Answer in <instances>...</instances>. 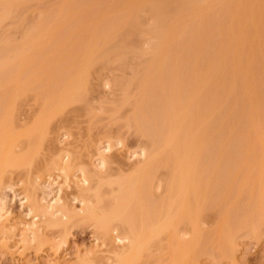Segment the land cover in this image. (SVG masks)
Returning a JSON list of instances; mask_svg holds the SVG:
<instances>
[{
	"label": "bare ground",
	"instance_id": "obj_1",
	"mask_svg": "<svg viewBox=\"0 0 264 264\" xmlns=\"http://www.w3.org/2000/svg\"><path fill=\"white\" fill-rule=\"evenodd\" d=\"M31 1L0 0V29ZM34 1L41 6L30 30L32 22L20 25L24 30L17 28L20 22L10 24L18 25L13 33L23 31V40L12 42L0 34L2 247L11 252L15 235L30 245L54 227H61L62 243L72 224L93 220L107 249L95 243L85 253L93 256H77L83 264L152 263L155 248L151 256L167 264H203L204 257L239 264V238L264 235V0H50L51 7ZM3 25L2 34L12 33ZM142 53L148 56L141 62L136 55ZM110 68L127 77L114 76L112 86L116 83L120 96L111 101L109 118L118 125L122 120L127 133L132 129L136 139H143L135 143L140 153L131 154L138 153V160L129 162L130 153H112L128 141L126 132L123 138L113 128L114 135L100 128L96 134L103 136L92 141L94 129L87 128L91 132L82 138L89 141L78 143L90 154L92 149L91 156L78 143L72 149L70 142L57 152L58 139L74 132L64 131L57 144L51 139L55 147L48 146L58 154L45 158L48 164L43 156L40 162L47 165L48 178H75L76 191L64 197L61 185L50 188L39 180L42 173L34 176L20 198L31 221L11 224L10 202L2 192L15 186L13 169L33 168L43 154L40 148L48 145L45 137L62 124L67 128L71 120L79 127L73 119L77 113H71L77 105L88 109V116L93 113L89 102L95 97L89 91ZM29 95L38 102L37 112L26 114L34 116L32 125L28 117L21 120ZM56 117L64 119L62 124L53 122ZM207 216L216 218L209 232L203 227ZM44 238L36 243L50 242Z\"/></svg>",
	"mask_w": 264,
	"mask_h": 264
},
{
	"label": "rangeland",
	"instance_id": "obj_2",
	"mask_svg": "<svg viewBox=\"0 0 264 264\" xmlns=\"http://www.w3.org/2000/svg\"><path fill=\"white\" fill-rule=\"evenodd\" d=\"M28 1V0H27ZM29 1H31V0H29ZM43 1L44 0H42V3H43ZM52 1V0H51ZM50 0H45V5H46V7H51L50 6V4L54 1H52L51 2ZM26 3V2H25ZM38 1H34V0H32L31 2H27V4H21L22 6H19V8H20V11H18V15L22 18H24L23 20L25 21V22H23V20H20L21 18L18 16V15H16L17 17H15L14 19L12 18V19H10V20H8V19H6L3 23H2V25H1V28L3 29L4 27H5V25H3V24H6V25H8L9 27H10V24L12 25V24H15V22H20V23H18V27L17 28H19V27H22V26H20V25H23V27L24 26H26V24H27V21H28V23H30V22H32V23H30V24H28V26H27V28L28 27H30V26H32V24L34 23L35 24V20L36 21H38V15H39V11L38 10H40V6H41V2L39 3L40 5L38 6ZM49 4V6H47L48 4ZM24 6V7H23ZM52 6H53V4H52ZM43 7H45L44 5H43ZM18 8V9H19ZM38 8V9H37ZM17 12V11H16ZM15 12V13H16ZM38 14V15H37ZM38 16V17H37ZM37 17V18H36ZM17 18V19H16ZM19 18V19H18ZM12 22V23H11ZM26 23V24H25ZM33 24V25H34ZM30 25V26H29ZM3 26V27H2ZM7 27V26H6ZM15 26L13 25V27H10L11 28V30L10 29H7V30H10V31H12V29H15L14 28ZM22 27V28H23ZM33 27V26H32ZM31 27V28H32ZM8 28V27H7ZM22 28H20V30L22 29ZM2 29H0V34L1 35H3V37H4V39L6 38V37H8V38H6V39H11L12 40V42H16L17 41V39H18V42H20L21 40H23L24 39V34H23V31L22 30H24V28L21 30V35H20V33H19V29H17V31H18V33L16 32V33H13V31H12V33H9V32H7V33H5V35L4 34H2L3 32L2 31H5L6 32V30H2ZM27 30H30L29 28L27 29ZM15 31H16V29H15ZM13 35V36H12ZM12 36V37H11ZM21 36V37H20ZM13 38V39H12ZM17 38V39H16ZM19 38H20V40H19ZM3 39V38H2ZM16 39V40H15ZM1 41V40H0ZM146 46H147V44H145ZM145 45H144V47H145ZM140 53V52H139ZM144 54L145 53H142V55L141 54H137L136 56H137V58L136 59H138L139 58V56H141L138 60L139 61H143L148 55H146L144 58H142V56H144ZM134 59V58H133ZM130 61H132L131 59H130ZM133 61H135V62H133ZM132 61V64H136L137 62H139V61H137L136 62V60L134 59ZM138 64V63H137ZM113 65H114V63H113ZM117 65V64H116ZM116 65H114V67L116 66ZM112 68V67H111ZM110 68V69H111ZM119 68H116V69H114L113 68V70L111 69V70H106L105 72H103V76L101 75V77H103L104 79H106L105 80V82L107 83L108 81H109V83H111V86H110V84H107V85H105V83H104V79L102 78V80H95V81H102L101 82V84L99 85V82H98V84H97V82H94L93 84H97V86L99 87V89L98 90H96L95 92L93 91V89L96 87V89H97V86L96 85H93V86H95V87H93V89L91 90V91H89V94L92 92V93H94V95L91 93V96H93V97H95V98H93V99H95L94 101H93V99H92V102L90 101L89 103H90V105H91V103H92V106H93V113H94V116H92L93 115V113L92 114H90L89 116H88V114L89 113H85L86 111H85V107H83V105L82 106H80V105H77V109L76 110H74L73 112H71V113H73L74 115L77 113V115H75V116H73V117H75V118H73L74 119V121L76 120L77 121V124L78 125H80L79 127L76 125V122L75 123H73V121H71V120H69L70 122H72L73 124H74V126H77V127H73L72 126V123H70V122H66L68 125H67V128H66V126H65V128L63 127V124H62V122H63V120L64 119H60L59 117H56L55 118V120H53V122H56L55 124H57V123H59L60 122V120L62 121V122H60L61 124H62V126H60V127H62L60 130H61V132H60V130H58L57 128H56V133L54 132V130H53V132H54V134H55V136H53L52 134H51V132H50V134H48V137L49 138H47V137H45V141H47L48 139V141H47V146H46V142H43L42 144H41V146L43 147V144H45V150H44V148L43 149H41L40 148V150H42V151H40V153L41 152H43V154H40L39 155V158L37 157V159L39 160H35L34 159V162H36V164L34 165V167L32 168H30L29 170L26 168V171H24L25 169L24 168H22V169H24V170H19V169H13V182L15 183V186L13 187V189H8V188H5V189H3L2 191V194L5 196L6 195V197H7V199L9 200V207L11 208L10 210H11V213H13V214H11V216H10V218H9V222H10V220L13 222H11V224H15L14 222H23V221H25L26 220V222H29V221H31V217L28 215L27 216V213H28V209L27 208H25V207H22L23 205H22V202H21V200H20V198L22 197V193L24 192V189L26 188V189H28L30 186H31V184L33 183L32 181H33V179H34V176H36V175H38V174H41L42 175V177L44 176V178L41 180V179H39L42 183L43 182H46L45 184H48L49 185V187L50 188H55L56 186H58V185H61L62 187H63V192H62V195L64 196V194L66 193V195L65 196H73V194H74V192L76 191V190H74V181H73V179H75V178H73L72 177V180H71V178H70V180H68L67 182H66V180L64 181V178H60V179H55L54 177V175H52L51 176V178H48V172L46 173L45 172V170H44V167L46 166L47 167V165L46 164H48V162H47V160H48V156H55V155H57L58 153H56L55 154V152L53 151L55 148H58V150H56L57 152H59V149H61V148H63V147H67V143H72V144H70V145H68V146H70L72 149H74L75 148V144L76 143H78V142H88L89 140H84L83 138H85V134H87L88 132H87V130L89 131V129H94L92 132L91 131H89V133L92 135V137L90 136V134H89V139L92 141V139L94 140V137L93 136H95V139H97V138H99V137H102L103 135V132L105 131V133L107 134L108 133V135L110 134L109 133V131L110 132H112V130H110V129H116L115 130V132L116 133H119L121 136H125V129L124 128H122L121 127V123H122V120L121 121H119L120 123V125H118L114 120H110V119H112V117L111 118H109V116H110V111H112V110H110L109 108L112 106V105H114L113 103L111 104V101H115L116 102V99H115V96L116 95H119L120 96V92H119V90L120 89H118V93L115 91L116 89H117V87H115V84H114V86H112L113 84H112V82L114 83L115 81H113V80H116L117 78L116 77H118V79L119 78H121L122 77V74L123 73H125V72H123V73H121L120 74V72L122 71L121 69H119ZM129 70H132V69H129ZM104 71V70H103ZM102 72V71H101ZM100 72V73H101ZM127 73V72H126ZM130 72L127 74L128 75V77H130ZM119 75L121 76V77H119ZM125 74H123V76H124ZM114 76H115V78H114ZM124 77H127V76H124ZM94 78H95V76H94ZM123 78V77H122ZM92 81H94V79L92 80ZM105 85V86H104ZM117 86V85H116ZM119 88V87H118ZM28 95V94H27ZM31 95V94H30ZM30 95L27 97V96H24V99H25V97L26 98H28V99H25L26 101H25V103H24V106H22V109L24 108L25 110H22L23 112V118L21 119V120H25L24 118H27L28 116L27 115H31V111H32V109L34 110L35 108H37V107H35L34 108V106H37V101L36 100H32V97H30ZM33 96V95H32ZM90 95H88L87 97H88V99L89 98H91V97H89ZM34 97V96H33ZM116 97H118V96H116ZM112 98H114L113 100H112ZM24 99H23V101H21L22 102V104H23V102H24ZM33 99H35V98H33ZM32 100V101H31ZM90 100V99H89ZM100 101H102V102H100ZM33 102V103H32ZM36 103V104H35ZM101 103H102V105H101ZM33 104V105H32ZM101 105V106H100ZM40 106V105H39ZM91 106V107H92ZM76 107V106H75ZM112 107H114V106H112ZM111 107V108H112ZM31 108V109H30ZM39 108V107H38ZM72 108V107H71ZM82 108V109H81ZM94 108H97V109H94ZM21 109V108H20ZM74 109V108H73ZM84 109V112L83 111H81V113H80V110H83ZM102 109V110H101ZM36 110V109H35ZM29 111V113H27ZM72 111V110H71ZM26 112V113H25ZM34 112V111H33ZM36 112H37V110H36ZM68 114V119L70 118V116L72 115V114ZM83 113H85L84 114V116H82L83 115ZM27 114V115H26ZM34 114V113H33ZM78 114H82V115H78ZM87 114V115H86ZM26 115V116H25ZM25 116V117H24ZM33 116V115H32ZM79 118H78V117ZM111 116H112V113H111ZM34 117V116H33ZM33 117L30 119L29 117V119H26L28 122H27V125L29 124V125H32L33 123H31L30 121L33 119ZM91 117V118H90ZM62 118V117H61ZM95 118V119H94ZM70 119H72V117L70 118ZM59 120V121H58ZM79 120H80V122H79ZM89 120H91V124H89L90 122H89ZM33 121V120H32ZM66 121V120H65ZM112 121H113V123H112ZM23 122V121H22ZM66 123H64V124H66ZM112 123V125H109V124H111ZM53 124V123H52ZM55 124H53V125H55ZM61 124H58V126L59 125H61ZM104 124V125H103ZM105 124H108V127L105 125ZM52 125V126H53ZM94 126V127H92V126ZM104 126V128H105V130H104V128H102L103 126ZM119 127H118V126ZM57 126V125H56ZM71 126V127H70ZM102 126V127H101ZM110 126H112V127H110ZM114 126H115V128H114ZM55 127V126H54ZM96 127V128H95ZM26 128V127H25ZM24 128V129H25ZM64 128V129H63ZM71 128H74L73 130H70ZM87 128H89V129H87ZM100 128L103 130V132L101 133V135L102 136H98V134H100L99 133V130H100ZM109 128V130H107ZM118 128H121L120 130L118 129ZM67 129V130H66ZM59 132H58V131ZM118 130V131H117ZM124 130V132L123 133H120V131L122 132ZM127 130V129H126ZM51 131H52V129H51ZM64 131H67V134L68 133H72V131H74L73 132V134H71V136L70 135H68V137L66 136V137H63V132ZM69 131V132H68ZM101 131V130H100ZM107 131V132H106ZM132 129L129 131L128 130V133L126 134V136H128L127 137V140L128 141H126L125 139H124V141H126V142H123V144H127V146H121V145H119L117 148H119L120 146V148L119 149H116V147H114L113 148V150H112V153H115L116 152V154H118L119 152L118 151H120V153H124L126 156L128 155L127 153H130L128 156H130V158L133 156H131V154H132V152H134V151H140V148H139V146H140V144L138 143V145L139 146H137V145H135V143L137 144V141L138 140H140V142L143 140V139H138V137H137V139H136V133H132ZM52 132V133H53ZM94 132H95V134H96V132H98V134H94ZM114 132V133H115ZM58 133L59 134H61L60 136L61 137H59V135H58ZM104 133V134H105ZM114 133L112 132L111 133V135L113 134L114 135ZM115 133V134H116ZM130 133V134H129ZM94 134V135H93ZM118 134V135H119ZM132 134V135H131ZM53 137H52V136ZM83 135H85L83 138H82V136ZM126 136L125 137H123V138H126ZM135 136V137H134ZM139 136V135H138ZM64 138L65 139V141H64V139H58V140H60V141H58L56 138ZM97 137V138H96ZM116 137V136H115ZM43 138V137H42ZM139 138H140V136H139ZM51 139L52 140H54L55 141V143L57 144V141H58V144L56 145V147L53 145V143H52V141H51ZM79 141H78V140ZM80 139H81V141H80ZM83 139V140H82ZM86 139H87V137H86ZM25 140H27L26 142H28L29 140L28 139H25ZM24 140V141H25ZM31 140V139H30ZM37 140H39V139H37ZM41 140V139H40ZM61 140H63L64 142L63 143H60L61 142ZM23 141V140H22ZM31 141H33V139L31 140ZM35 141H36V139H35ZM51 141V142H50ZM135 141V142H134ZM26 142H23V143H26ZM38 142V144L40 143V141H37ZM86 142V143H87ZM21 144H22V142H20ZM54 143V144H55ZM35 144V143H34ZM37 143H36V147H39V146H37L38 145ZM51 144L55 147L53 150H51V151H53L54 152V154H52V152H50V150H49V148H48V146L50 145L51 146ZM80 143H78L77 144V146L79 147V148H81V146H83L82 144L83 143H81V145H79ZM85 144V143H84ZM122 144V145H123ZM131 144V145H130ZM26 145V144H25ZM25 145L23 144V145H19L18 147H19V149H23L24 147H25ZM27 145H28V143H27ZM30 145L32 146V144L30 143ZM24 146V147H23ZM129 146V147H128ZM22 147V148H21ZM28 148H30L29 146H27ZM47 147V148H46ZM127 149H126V148ZM141 147V146H140ZM17 148V147H16ZM83 148H85L84 146H83ZM87 148H89V147H87ZM87 148H85V150H83V149H81V150H83L84 152V154H88V155H92L94 152H93V150L91 151L90 150V152H91V154L89 153V150H87L86 151V149ZM26 149V148H25ZM46 149H47V151H46ZM51 149V148H50ZM76 149H78L77 147H76ZM75 149V151H77ZM93 149H94V147H93ZM24 150V149H23ZM44 150V151H43ZM49 150V151H48ZM81 150L80 151H78L77 153H79V154H81L80 152H81ZM127 150V151H126ZM132 150V151H131ZM17 151H19V150H17ZM26 151H27V149H26ZM94 151H95V149H94ZM129 151V152H128ZM138 151V153H140ZM45 152H50V154L49 153H46L45 154ZM86 152V153H85ZM93 152V153H92ZM76 152H75V155L77 154ZM120 153H119V155H120ZM122 153V154H123ZM138 153L136 154L137 156H138ZM48 154V155H47ZM78 154V155H79ZM83 154V155H84ZM82 155V154H81ZM140 155V154H139ZM40 156L42 157H44V159H43V157L40 159ZM123 156V155H122ZM137 156H135V157H137ZM49 157V158H50ZM86 157V156H85ZM85 157H83V158H85ZM135 157H132L130 160H129V162L130 161H134V159H137L138 160V158H135ZM45 158H47V160L45 159ZM54 158V157H53ZM52 157H51V160L53 159ZM87 158V157H86ZM85 158V159H86ZM128 158V157H127ZM42 159H43V161H42ZM40 160L43 162V163H45V162H47L46 164H45V166H44V164L42 163V162H40ZM50 160V159H49ZM48 160V161H49ZM84 160V159H83ZM45 161V162H44ZM136 161V160H135ZM38 162H39V164H38ZM136 163V162H135ZM42 166H41V165ZM51 164V163H50ZM129 164H134V163H129ZM29 168V167H28ZM21 169V168H20ZM46 169V168H45ZM15 171V172H14ZM17 171H18V173H17ZM21 172H23L22 174H21ZM15 173V174H14ZM10 175V174H9ZM45 175H48L47 177L45 176ZM41 177V178H42ZM50 177V176H49ZM48 178V179H47ZM55 179V180H54ZM77 180V179H76ZM75 180V181H76ZM111 182V181H110ZM52 185H50V184ZM44 184V183H43ZM112 184H114V183H112ZM74 186V187H73ZM104 186H106V184H104ZM112 186H113V188H112ZM111 187L110 186H108V187H110V188H112V190L113 189H115L117 186H115V184L114 185H112ZM106 188H107V186H106ZM75 189H76V187H75ZM107 190H109V188L107 189ZM42 191V190H41ZM41 191H37V193H42ZM111 191V190H110ZM64 196V197H65ZM71 196V197H72ZM68 198V197H67ZM66 198V199H67ZM77 203V202H76ZM79 205V204H78ZM210 212V213H209ZM207 214H211V212H212V214L211 215H209L210 217H212L213 215H215V211L213 212V211H209ZM235 212H236V210H235ZM237 212H238V210H237ZM214 213V214H213ZM206 214V215H207ZM236 214V213H235ZM205 215V216H206ZM209 216H207L208 218L207 219H209V220H206V221H204V224L205 225H203V227H204V229L206 228H208L207 229V232H209L210 230H209V228H212V227H214V225H215V223H214V219H216V218H212L213 219V221H212V219H210L209 218ZM233 216H235L234 214H233ZM214 217V216H213ZM216 217V216H215ZM13 218V219H12ZM15 218V219H14ZM206 219V218H205ZM206 222V223H205ZM212 222H213V225H212ZM24 223V222H23ZM20 227V229H22V226L20 225L19 226ZM50 228V227H49ZM58 228H60V230H61V227H57V228H55L54 227V229H52V228H50V229H48V231H46V230H44V231H46L47 232V234H48V237H47V234L45 233V235H44V237H46V238H44V239H46V241L47 242H49V243H47V244H41L40 246H39V244H37L36 242H37V240H36V242L35 241H33L32 239V243L29 245H25V244H27L26 242L27 241H22V239H20V237H19V235L18 236H16L15 235V237L13 236V238H11L10 239V242H9V244H10V246H11V244H13V249L11 250V252L9 251V250H5V247H2L3 245L1 244L0 245V264H52L53 262H58V263H60V264H81L82 262H79L77 259H79V258H81V255H83V254H85L87 251H88V249L90 250L91 248H92V246L94 247V245H95V243H99V244H101L102 245V243H101V239H98V231H97V226H96V223H94L93 222V220L91 221V220H87L86 222H77L76 224H72V226H71V228H69L68 230V232H65V234H67L66 235V238H64V242L62 241V243H61V239L64 237L63 235H60L61 234V232H60V230H58ZM19 229V230H20ZM205 229V230H206ZM19 230H17L18 232V234L20 233L19 232ZM63 230V229H62ZM63 233H64V230H63ZM62 233V234H63ZM2 234V233H1ZM44 233H43V231L41 232V235H43ZM64 234V235H65ZM59 235V236H58ZM2 235H0V237H1ZM50 236V237H49ZM52 236H53V238H52ZM62 236V237H61ZM42 237V236H41ZM100 237H101V234H100ZM245 237H248V238H244V236L243 237H241V238H239L240 240V250L238 251V263L239 264H264V235L262 234L261 235V237H263V238H259V240H257V239H255V238H253V237H251L250 236V238H249V236H245ZM43 238H41V239H43ZM48 238V239H47ZM41 239L39 238V240H40V242H41ZM51 239V240H50ZM59 239V240H58ZM66 239V240H65ZM255 239V240H254ZM38 240V241H39ZM53 240V241H52ZM60 242V244H58L57 242L58 241ZM1 241H3V240H1ZM46 241H44V242H46ZM103 241V240H102ZM30 242V241H29ZM25 243V244H24ZM43 243V242H42ZM55 243V245H53ZM57 243V244H56ZM43 245V246H42ZM57 245V246H56ZM101 245H98L97 246V249H101L102 251H103V249H105L106 247H105V245L103 246H101ZM59 246V247H58ZM18 247H20L19 249H18ZM12 248V246L10 247V249ZM103 248V249H102ZM155 248V247H154ZM153 248V249H154ZM4 249V250H3ZM107 249V248H106ZM156 250H157V248H155ZM155 249H154V251H155ZM8 251V252H7ZM101 251V253H103ZM153 251V250H152ZM152 251H151V255L152 254H154V253H156V252H154L153 251V253H152ZM80 252V253H79ZM89 252V251H88ZM157 254H158V252H157ZM78 255H80V257L78 256ZM90 255V253H87V255L85 254L84 256H86V260H87V256H89ZM151 255H149L150 257H151V259H149V260H154L153 262L152 261H150V262H152V263H149V261H148V259H147V264L149 263V264H156L155 262H157V264H160L161 263V261L163 260V259H161L160 260V262H158V256L156 257H154V258H156V260L151 256ZM160 255V254H159ZM79 258H78V257ZM90 256H93L92 255V253H91V255ZM207 256V255H206ZM204 257V256H203ZM210 257V256H209ZM84 258V257H83ZM159 258H161V257H159ZM205 258H207V257H204V259H203V261H205L204 263H206V264H218L219 263V261H217V263H215L216 261H214L213 259H211V257L210 258H207L206 260H205ZM146 259V258H145ZM210 259V260H209ZM239 259H240V261H239ZM85 260V259H84ZM83 260V261H84ZM165 260V259H164ZM212 260H213V262H212ZM163 263H164V261H162ZM167 262V261H166ZM164 263V264H167V263ZM224 262V263H223ZM203 263V264H204ZM226 264V263H228V264H231L229 261H225V260H223V261H221L219 264ZM83 264V263H82ZM146 264V263H145Z\"/></svg>",
	"mask_w": 264,
	"mask_h": 264
}]
</instances>
